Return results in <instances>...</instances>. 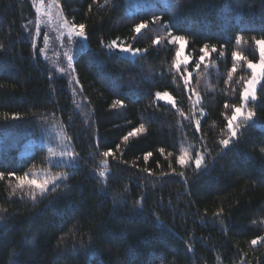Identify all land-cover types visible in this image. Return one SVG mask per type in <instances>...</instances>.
Masks as SVG:
<instances>
[{
  "label": "trees",
  "instance_id": "obj_1",
  "mask_svg": "<svg viewBox=\"0 0 264 264\" xmlns=\"http://www.w3.org/2000/svg\"><path fill=\"white\" fill-rule=\"evenodd\" d=\"M54 1L86 41L73 88L40 56L28 0H0V264H264V74L253 122L228 130L264 0ZM171 39L190 59L178 70ZM52 125L69 166L50 164ZM45 170L65 179L42 196L21 185Z\"/></svg>",
  "mask_w": 264,
  "mask_h": 264
},
{
  "label": "rangeland",
  "instance_id": "obj_2",
  "mask_svg": "<svg viewBox=\"0 0 264 264\" xmlns=\"http://www.w3.org/2000/svg\"><path fill=\"white\" fill-rule=\"evenodd\" d=\"M21 1L23 2L24 0ZM151 3L152 0H128L126 5L130 12L138 8H144ZM28 4L34 14L33 19L29 23L30 29L40 56L51 66L58 76H67L69 84L72 88L75 87V83L70 75L72 61L86 48V41L81 33V28L71 26L64 20L58 4L54 0H28ZM170 42L174 43L177 47L175 70L187 66L190 59L186 54L185 42L178 39H171ZM256 49L258 61L247 64V69L252 73V76L244 86L241 105L234 111V114L228 121V130L231 136H233L235 128L240 121L253 122V117L246 111V105L248 102L255 100L256 90L264 74V41H258ZM112 50L120 56L129 59H133L139 53L131 48L116 44L112 45ZM188 81L189 75L186 76V82ZM155 100L166 106H174V101L168 94H156ZM197 100L198 97L194 96V105H196ZM42 138L50 148L51 154L49 158L52 166H69L73 163L74 157L70 153L65 136L59 126L52 125L46 127ZM31 151L29 145V147L27 146L23 149L21 154L24 155ZM188 161L189 159L185 157L181 161V164H186ZM195 163L196 168L200 169L204 163L203 156H197ZM64 179L65 175H54L52 171L45 170L29 176L20 183L29 190L36 192L38 196H42Z\"/></svg>",
  "mask_w": 264,
  "mask_h": 264
}]
</instances>
